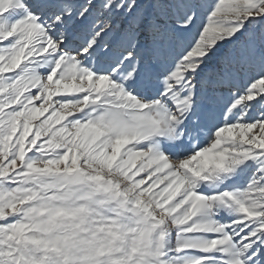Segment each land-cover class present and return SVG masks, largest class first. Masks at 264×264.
<instances>
[{
	"label": "snow or ice",
	"instance_id": "obj_1",
	"mask_svg": "<svg viewBox=\"0 0 264 264\" xmlns=\"http://www.w3.org/2000/svg\"><path fill=\"white\" fill-rule=\"evenodd\" d=\"M0 264H264V0H0Z\"/></svg>",
	"mask_w": 264,
	"mask_h": 264
}]
</instances>
